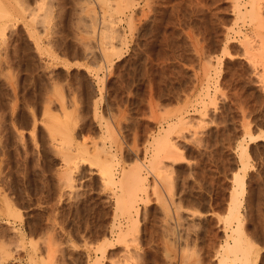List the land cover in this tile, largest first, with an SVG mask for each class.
<instances>
[{"label": "rangeland", "instance_id": "obj_1", "mask_svg": "<svg viewBox=\"0 0 264 264\" xmlns=\"http://www.w3.org/2000/svg\"><path fill=\"white\" fill-rule=\"evenodd\" d=\"M248 130L264 132V0H0V264H243L224 247L244 166V260L264 264Z\"/></svg>", "mask_w": 264, "mask_h": 264}, {"label": "bare ground", "instance_id": "obj_2", "mask_svg": "<svg viewBox=\"0 0 264 264\" xmlns=\"http://www.w3.org/2000/svg\"><path fill=\"white\" fill-rule=\"evenodd\" d=\"M254 3V1H253ZM252 3V10L250 11V16L254 17V15H252L253 13L255 14L254 11H256V9L254 10V7H253V4ZM121 6V4H120ZM240 7V6H239ZM3 11V10H2ZM237 11V10H236ZM4 12V11H3ZM248 12V11H247ZM5 14V13H4ZM94 14V13H93ZM257 15H259L258 13H256ZM96 16V15H95ZM249 16V17H250ZM256 16V15H255ZM260 16V15H259ZM106 17V16H105ZM251 18V17H250ZM260 18V17H259ZM110 20V19H109ZM110 23V22H109ZM260 23V22H259ZM110 26V25H109ZM105 28V27H104ZM108 28V27H107ZM114 29V28H113ZM4 30V29H3ZM113 31V30H112ZM95 32V31H94ZM107 32V31H106ZM117 32V31H116ZM116 35V34H115ZM109 36V34H108ZM249 49V48H248ZM109 50V49H108ZM228 53V52H227ZM108 54V53H107ZM111 54V53H110ZM69 119V118H68ZM67 119V120H68ZM61 123V122H60ZM69 124V123H68ZM174 125V124H173ZM174 128V127H173ZM250 130L247 131V134H248V140H247V143L246 144H242L241 141L239 144L240 146V149H241V160L242 162L245 160H248L251 158V155H250V152H249V149H248V144L251 143V142H255L259 139H264V132L262 133H259V134H256V135H253L251 132H249ZM170 132V131H169ZM53 133V132H52ZM162 135V134H161ZM166 138V135H163L159 138L158 142H159V145L157 146V149L162 151V150H165V153L169 154L170 150L171 151V154H173V152L176 153V150L174 148H172V146L174 145H170L168 142L164 141ZM66 139V138H65ZM66 141L68 142V140L66 139ZM66 142V143H67ZM164 142V143H162ZM161 143V144H160ZM167 143V144H166ZM158 144V143H157ZM64 145V144H63ZM177 149V148H176ZM69 149L67 148V151ZM169 151V152H166ZM63 153V151H61ZM86 152V150H85ZM159 152V151H158ZM158 152L156 153V156L158 155ZM82 153V152H81ZM106 155H110V153H108L107 151H105ZM164 153V152H163ZM64 154V153H63ZM84 154V153H83ZM169 154V155H171ZM82 155V154H81ZM87 155V154H86ZM89 155V154H88ZM87 155V156H88ZM62 156V155H61ZM64 156H67L66 158L69 159V154L66 152L64 154ZM84 156V155H82ZM158 158H160L158 156ZM157 158V159H158ZM88 159H90L88 157ZM94 159V158H93ZM96 159V158H95ZM84 161V160H83ZM90 161V160H89ZM96 161V160H95ZM100 162V161H98ZM98 162H95L96 165H98ZM79 164V163H78ZM243 164V163H242ZM246 164V163H245ZM81 165V164H80ZM139 167V166H138ZM137 167V168H138ZM136 168V167H135ZM242 168H239L235 175H234V181H235V188H234V192H232L231 194V199H230V207H229V214H228V223L231 224V223H235V227H231V225H229L231 227V232L228 234V236L231 238V241L232 242H229L227 241L226 242V246L224 248H226V253L227 255L230 254V253H233L234 255H238L236 254L237 252H241V256H243V258L245 260L248 259V255H249V252H250V248L253 247L252 245L255 244V242L253 241V239H251L244 231V225H243V222H242V213L240 212V206L242 205L243 203V198L246 194V182H245V177H246V174H247V170H246V167L244 166V168L242 169L243 170V174H241L239 171L241 170ZM75 170V169H74ZM142 170H136V173L134 175H132L130 177V180H129V183H128V187L126 186V188H128V192L126 193V195L128 194V198L127 200L123 199L125 197H119V199L117 200V206L119 207V209H124L127 213H131L132 212V209L133 211L135 212L136 210V207L134 206V200L137 196V193L139 191H145L146 187H147V182H146V177L143 176V174L141 173ZM77 172V171H76ZM110 177L109 179V184H114L115 183H119V181L117 182L116 179L113 177V175H108ZM125 176V175H124ZM103 177L105 179V175L103 174ZM129 177V176H128ZM120 179V178H119ZM66 180V179H65ZM71 182V181H70ZM69 182V184H70ZM121 182V180H120ZM128 182V181H127ZM72 184V183H71ZM70 184V185H71ZM126 185V184H125ZM122 186V185H121ZM124 186V184H123ZM123 192V191H122ZM124 194V192H123ZM118 209V210H119ZM124 211V212H125ZM10 212V211H8ZM138 212V210H136V213ZM135 213V214H136ZM129 216V215H128ZM132 218V217H131ZM226 221V220H225ZM227 239V238H226ZM225 253V254H226ZM223 257V256H222ZM221 257V258H222ZM227 257V256H226ZM240 257V256H239ZM220 258V260L222 261V259ZM229 259V258H228ZM238 259V258H237ZM242 260L241 261H244L245 260ZM220 261V262H221ZM228 261V260H227ZM242 262L243 264H247L249 263V261L246 263ZM195 264V263H194ZM197 264V263H196ZM207 264V263H206ZM221 264H227L225 263V260L223 261V263L221 262Z\"/></svg>", "mask_w": 264, "mask_h": 264}]
</instances>
